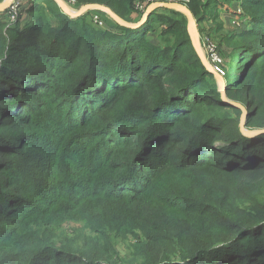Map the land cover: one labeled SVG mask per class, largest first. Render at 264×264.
<instances>
[{"label":"trees","instance_id":"obj_1","mask_svg":"<svg viewBox=\"0 0 264 264\" xmlns=\"http://www.w3.org/2000/svg\"><path fill=\"white\" fill-rule=\"evenodd\" d=\"M74 1L127 24L145 13ZM33 2L24 27L25 7L15 23L0 13V264H124L129 237L128 264H264V134L223 103L188 17L157 8L131 28ZM234 2L247 31L221 38L232 60L218 71L244 129L263 131L264 0L187 7L200 27Z\"/></svg>","mask_w":264,"mask_h":264},{"label":"rangeland","instance_id":"obj_2","mask_svg":"<svg viewBox=\"0 0 264 264\" xmlns=\"http://www.w3.org/2000/svg\"><path fill=\"white\" fill-rule=\"evenodd\" d=\"M6 1L7 0H5L2 4H0V6L3 5ZM191 1L192 0H189L188 2H185L184 0H178V1H175V2L184 5L188 9L187 5L190 4ZM34 3L35 2H33V4ZM143 3H145V1H143ZM151 5H152L151 2L150 3L146 2V5H144V7L147 10ZM84 6H86V5H84ZM84 6H82L81 8H77V5H76L75 2H68L67 5H65L64 7H65L66 11L72 12L74 14H77V13H79L81 11V9ZM139 6H140L139 4H136V8L139 7ZM232 7L233 8L230 11V10H228V8H225V6L216 4L215 9L213 10V12L210 10L209 13H208L210 15V18L205 20L200 25V27L198 26V30L200 32V35L209 37L211 39L210 42L214 46H217L216 47L217 48V53H218V55H219V57H220L222 62L217 64V66H212L210 68H211V70H215L218 73V75H219V77H215V81H216L215 85H216V88H218V90L220 91L221 95L224 93L225 100H223V95H222V101H224L225 104H228V105H230V103H233V105H235L236 107L240 108L241 111H242V119H243V122L245 124L247 114H246V116L244 115L243 109H245L246 111H247V109L245 107H242L240 104H238V102L234 103L233 101H229L230 99L226 97V89H227V87H225V89H224V86L222 84V80H223L225 82V85H226L224 72L218 71V67L220 66V64L221 65L222 64L229 65L231 63V60H232V56H231L232 48L229 47L226 43H222L221 38L223 36H225L226 34H228V33H229L228 34L229 37H232L233 36L232 34H238L239 35L243 31H247V27L246 26L244 27V24H245L244 21L240 22V20H241L240 18L242 16V14H244L241 4L239 2H234V4H232ZM28 9L29 8L27 6L26 12H27ZM146 10H145V12H146ZM188 11H189V9H188ZM0 13L3 14L5 12H3V13L0 12ZM104 13H106V12H104ZM183 13L188 17L187 13H185V12H183ZM245 17H247V16L244 15V18ZM50 20H53V19H50ZM188 21H189V17H188ZM92 23L94 24V22H92ZM94 25L97 26L96 24H94ZM219 25H222L223 28H224L223 31H221V32L216 29ZM188 29H189V32L191 33L190 21H189ZM191 36H192L193 44H194V46L196 48V45H195L196 42L193 39V34L192 33H191ZM199 43H200V45L202 47V45H203L202 36H201V38H199ZM202 53H203V48H202ZM242 101L245 102V99L243 97H242ZM244 116H245V118H244ZM80 227H81V225L79 223H73V224L70 225V228H72L71 229L72 232H74L75 230H79ZM134 241L135 240L133 238H131V237L127 238L126 240L124 239L122 241H119V242H121V244L118 247V251L122 254L121 257H122V260L124 261V264L131 263L130 259H131V253L132 252H131V248L130 247H132L131 244Z\"/></svg>","mask_w":264,"mask_h":264},{"label":"water","instance_id":"obj_3","mask_svg":"<svg viewBox=\"0 0 264 264\" xmlns=\"http://www.w3.org/2000/svg\"><path fill=\"white\" fill-rule=\"evenodd\" d=\"M54 1L71 18H79V17L83 16L86 12H89L90 10H99V11H102V12H106V14L109 17H111L114 21H116L120 25H123V26H126V27H131V28H137V27H140L142 24H144L145 21L151 15L152 11L154 9H157V8H172V9H176V10L185 12V13H187V15L189 17L190 30H191V33L193 34V39L196 42L195 45H196L197 53L199 54L204 66L208 69V71L211 72L215 77H219L218 73L215 70H211L210 66L207 64L206 59H205V57H204V55L202 53V47H201V45L199 43L200 35H199V31H198V25L196 23V20H195L194 16L188 11V9L184 5H182L180 3H177V2H154L146 10V12L144 13L141 21L139 23L133 25V24L125 23V21L122 20L118 15H116L113 11H111L110 9H108V8H106L104 6H100V5H86V6H84L81 9V11L79 13L74 14L72 12H68V11L65 10V7H64L65 4H64V2L62 0H54ZM12 2H13V0H7L3 5L0 6V12H4L7 9H9V7H10ZM222 84H223L224 89H225L226 85H225V82L223 80H222ZM222 95H223V100H225L224 93ZM223 103H225V102L223 101ZM230 104H232V103H230ZM243 113L246 116L247 111L245 109H243ZM245 116H244V118H245ZM241 130L244 133H246L248 136H251V137H258L259 135H263L264 134V131H254V132L248 133L244 129L243 119H242V123H241Z\"/></svg>","mask_w":264,"mask_h":264},{"label":"built area","instance_id":"obj_4","mask_svg":"<svg viewBox=\"0 0 264 264\" xmlns=\"http://www.w3.org/2000/svg\"><path fill=\"white\" fill-rule=\"evenodd\" d=\"M185 2H188L189 0H184ZM31 2V0H13V2L11 3L9 9V19L11 20V22L15 23L17 21V12L19 10V8H23V7H26L28 6V4ZM69 2H75L74 0H69ZM148 3H150V1H147ZM76 3V2H75ZM65 5H67L66 3H64ZM139 4L140 6L137 7V9L139 11H143V10H146L144 5L146 4H140L139 2L137 3ZM21 8V9H22ZM8 9V10H9ZM90 11H94V10H90ZM99 11V10H97ZM92 22H94V24H96L98 27H104L105 24L103 22V20L101 19L100 15L99 14H93L92 17ZM241 21H246V19L244 20H240ZM199 35H200V32H199ZM202 36V48H203V54H204V57L206 59V62L207 64L212 67V66H217V64L221 63V59L217 53V46H214L210 41L211 39L207 36H203V35H200V38ZM219 52V51H218Z\"/></svg>","mask_w":264,"mask_h":264},{"label":"crops","instance_id":"obj_5","mask_svg":"<svg viewBox=\"0 0 264 264\" xmlns=\"http://www.w3.org/2000/svg\"><path fill=\"white\" fill-rule=\"evenodd\" d=\"M139 3L140 4H145V3H143V0H139ZM33 4V0L28 4V8H30V6ZM146 5V4H145ZM26 8H27V6L24 8V10H23V21H22V23H21V26L22 27H24L27 23H29L30 22V18H29V16L26 14ZM233 8V7H232ZM104 22V21H103ZM105 24V23H104ZM106 26V25H105ZM148 38H149V40L151 41V42H153L154 44H159V40H158V38H157V34L155 33V34H149L148 35Z\"/></svg>","mask_w":264,"mask_h":264},{"label":"clouds","instance_id":"obj_6","mask_svg":"<svg viewBox=\"0 0 264 264\" xmlns=\"http://www.w3.org/2000/svg\"><path fill=\"white\" fill-rule=\"evenodd\" d=\"M199 31V30H198Z\"/></svg>","mask_w":264,"mask_h":264}]
</instances>
